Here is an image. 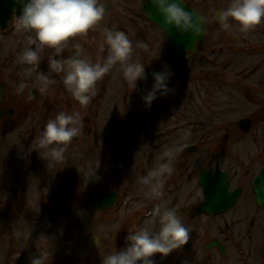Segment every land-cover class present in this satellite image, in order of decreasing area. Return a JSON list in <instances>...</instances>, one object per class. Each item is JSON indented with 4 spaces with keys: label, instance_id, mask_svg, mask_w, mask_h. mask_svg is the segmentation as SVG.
Returning a JSON list of instances; mask_svg holds the SVG:
<instances>
[{
    "label": "rangeland",
    "instance_id": "rangeland-1",
    "mask_svg": "<svg viewBox=\"0 0 264 264\" xmlns=\"http://www.w3.org/2000/svg\"><path fill=\"white\" fill-rule=\"evenodd\" d=\"M184 1L202 12L206 26L196 53L183 62L172 59L166 50L162 31L147 22L140 12L143 0H99L100 3L111 4L110 12L97 28L89 30L77 42L80 45L77 51L82 57L100 60L108 54L106 45L103 49L100 47L104 39L102 30L115 27L128 34L134 44L143 42L149 46L148 50H136L145 63V69L163 72L175 66L168 83L172 91L166 97L158 98L161 104L155 100L150 107H156L151 117L157 116L160 123L150 127L146 121L144 129L141 127L142 118H149L142 114L135 116L134 129L138 127L140 132L133 133V150L128 152L134 153L135 158L127 159L125 155L118 162L121 167H126L119 175L121 179L133 180L139 174H145L148 170L138 169L137 163L154 164L156 155L165 145L179 143L184 148L194 144L196 155L184 153L189 163H210L209 159L205 160L212 155L214 158L224 155L219 165L229 172L231 189L240 186L249 191V178L259 167H264V24L246 33L235 25L225 31L214 17L228 7L230 0ZM15 25L16 20H13L7 30L0 32V63L5 64L11 77L19 82L18 73L22 66L17 64L16 57L29 45L28 36L17 32ZM158 48L161 49L159 56L152 60V51ZM67 53L70 54L69 51ZM44 60H47L46 55ZM157 65L159 67L155 68ZM50 75L57 83L48 89H43L36 82L35 74L27 81L28 87H35L41 97L20 129L0 136V264H31V260L40 255L46 264H66V261L68 264H80L78 259L83 257L91 264L97 251L107 255L120 241L115 236L118 225L115 216L94 211L87 201L88 193L99 184L94 178L88 180L97 158L93 137L88 138L81 131L83 136L68 146L64 161L55 166L48 165L36 152L35 158L50 170L44 188L30 172L28 149L47 121L61 111L79 112L81 129H84V117L95 116V121L98 119L101 124H108L118 115L116 121L123 122L127 111L138 104L137 95L116 67L97 83V94L91 102L81 107L66 91L61 77ZM200 85H205L204 92L209 89L215 92L220 88L221 94L217 93L213 101L207 99L202 93L203 88L195 91L194 88H201ZM222 94L229 95L225 105L215 101V97ZM176 103H180L181 108ZM209 103L214 104L207 105ZM191 107L202 110L207 119L196 117L192 111L184 113ZM189 115L193 116L187 117ZM244 118L252 122L248 134L237 128V121ZM111 122L105 127V138L109 142L112 141L107 135ZM148 126L152 129L148 130ZM149 138L154 139L153 143H149ZM145 145L149 148L136 156ZM108 163L109 159L102 158V169H107ZM102 186L109 188L111 181L103 180ZM142 191L139 195L143 194ZM41 196L46 199L44 219H40L39 214ZM249 196L241 198L236 209L223 217L231 220L230 226H238L233 223H238L237 219L243 215L239 212L249 205ZM212 223L215 224V220ZM91 238H98L100 244L90 246Z\"/></svg>",
    "mask_w": 264,
    "mask_h": 264
},
{
    "label": "clouds",
    "instance_id": "clouds-1",
    "mask_svg": "<svg viewBox=\"0 0 264 264\" xmlns=\"http://www.w3.org/2000/svg\"><path fill=\"white\" fill-rule=\"evenodd\" d=\"M156 13L162 18L163 31L175 29L180 35L191 33L194 37L203 34L205 17L186 11L184 0H148ZM13 11L19 7L16 18V31L28 36V45L16 57L22 66L16 88L21 94L28 87L27 81L35 74L36 82L48 89L57 81L50 74H57L66 91L81 107H86L97 94V83L118 67L132 90L137 82L145 80V63L136 50H148L143 42L133 43L123 31L103 28V43L107 46V56L93 61L82 57L72 48H80L74 38L81 37L89 30L97 28L105 19L106 6L99 0H12ZM215 20L221 29L229 31L238 26L241 32L254 30L264 24V0H230L228 7L215 14ZM203 26V28H202ZM71 46V47H70ZM66 51L71 52L64 55ZM161 49L152 51V60L158 58ZM47 56V71H39ZM171 72L153 74L154 83L143 97L145 107L150 108L158 98L166 97L172 90L168 87ZM81 133L79 112H59L45 124L40 134L33 140L28 152H37L48 165L64 161L68 146ZM149 146H143L136 156ZM182 144L165 145L155 157V163L145 174L137 177V183L144 189V196L150 201H161L168 178L175 172L177 155ZM98 180L96 169L91 171L89 179ZM191 229L186 227L174 207L164 204L154 206L147 226L128 232L126 246L121 251L105 255L102 264H155L154 257H167L182 248L190 239ZM100 240L95 239L98 246ZM31 264H46L40 255L31 260Z\"/></svg>",
    "mask_w": 264,
    "mask_h": 264
},
{
    "label": "flooded vegetation",
    "instance_id": "flooded-vegetation-1",
    "mask_svg": "<svg viewBox=\"0 0 264 264\" xmlns=\"http://www.w3.org/2000/svg\"><path fill=\"white\" fill-rule=\"evenodd\" d=\"M89 32L90 31H88V33ZM82 37L83 36H81V38ZM74 40L78 42L80 37H76ZM72 51L78 52L76 48H72ZM67 52L68 51L65 52L66 55H68ZM158 67L159 66L157 65L155 68ZM170 68L175 70V66L173 65L170 66ZM38 70L44 72L47 71L46 60L41 63ZM145 70L158 72L149 68ZM215 76L216 75H213L214 78ZM18 83L19 82L11 77L6 65L0 63V136L10 134L20 129L26 122L32 107L39 101L37 100L32 102L27 95L28 89L29 87H33L32 85L26 88L23 93L17 94L16 88ZM152 84L153 82L142 83V92L140 94L135 93L137 95L136 102H138V104H134L132 108L127 111L123 117V122L120 120L116 121L118 119V115L114 117L112 122L110 121L112 127L110 130H108L107 135L110 139H112L111 142H109V139L105 138V127L109 125L110 122L108 124L105 122L101 124L100 120L96 119L95 121V116H93V118L84 117L83 119L84 129L82 128L81 131L85 132V135L88 138L93 137V145L96 148L97 154L94 169H96L97 176L99 177L98 180H95L99 184L94 189H108L117 195L116 205L111 211H99L102 215L108 216L111 214L115 216L117 221L118 225L116 226L117 232L115 236H118L120 241L117 245H114L113 251L117 250L119 252L125 248L127 243L126 236L128 232L148 225V221L152 216L154 206L159 203L168 207H174L182 219V222L186 227L191 229V232L189 242L182 246V248L173 251L165 258H161L159 254H156L153 258L155 264H264V209L257 205L256 196L251 187V182L254 175H252V177H250L248 180L250 185L249 191H245L244 187H236L242 188V199H244L245 195L247 196L250 194L249 205L245 206V208L239 212L243 213V215L241 214L237 219L238 223L234 224L236 226L238 225L237 227L234 228L230 226L232 225L231 220L227 221V218L223 219L224 216L222 215L224 214L218 217H211L198 213V205L204 197L200 187L198 186L199 170L204 169L227 171L221 165H219V162L223 161L222 158L224 155H222L220 158L218 155L216 158H214L215 155H212V157L205 160L207 161L209 159V161H212L210 163H201L200 165L191 164L187 161V158L184 157V153L194 156L197 153V147L194 144H189L188 146L184 147L177 155L174 165V174L168 178L165 183L164 197L161 201H150L145 198L143 187L136 183L137 177L141 174L136 176L133 180L121 179V175L119 174H121L122 170H126V167H121L118 162H120L123 157L125 158V155L127 159L135 158L134 153H128L133 150V133L138 134L140 132L138 127L134 129L135 116L142 114L145 115L146 118H149L147 120L142 118L143 122L141 127H144V123L146 121L151 124L150 127L160 123L158 122L159 119H157V116L154 118L151 117V112L156 107H143L145 104L142 99L144 95H146V92L151 89ZM200 86L201 88L196 86L194 88L195 91H201L200 89H202L205 85ZM202 90V93L206 94L207 99H212V101L214 100V96L217 93L221 94L220 88L215 92L211 91V89L206 92H204V88ZM226 97H229V95H217L215 97V101L219 100L220 103L225 105ZM158 98L156 100L159 101ZM197 98H199V96H197ZM158 101L157 104H161V101ZM200 103L205 105L201 101ZM210 104L212 103L207 105ZM175 105L181 108L180 103H176ZM68 106H70V103H68ZM156 106H158L159 109L163 108L162 105ZM34 111L38 112V110L35 108ZM182 112L183 111L180 113ZM186 112L196 114L195 116L198 118H203V116L205 117L202 110L198 111V108L196 107H191L190 110H184V113ZM190 116L193 115H189L187 117ZM150 119H152V122L149 121ZM182 119L183 118H181L179 122ZM115 122H117L116 126H114ZM205 123L207 124V122ZM150 127L148 126V130L152 129ZM237 128L241 133H243L238 126ZM144 129H146V127H144ZM186 131L188 132L189 129ZM145 132H147V130ZM82 136L83 135L80 133L78 137L73 139V142H78ZM117 137H121L120 140ZM149 141V143H153L154 139L149 138ZM35 154V151L30 153L29 169L31 174L40 180V184L44 188L47 186V172L50 170L47 169L45 164L39 163V161L35 158ZM102 158L109 159L107 169H102ZM188 159L190 160V157H188ZM150 160H152V158ZM153 166V163L148 165H145L144 163H137L138 169L142 167L146 170H149ZM117 170L119 171L117 172ZM84 176L86 177L85 174ZM106 179L111 181V186L109 188L102 186L103 180ZM88 180H90L89 177ZM141 190H143V194L139 195ZM199 194L201 196L200 199H198ZM41 199L42 204L39 214L40 219H44V214L46 213V199L44 196H41ZM48 214L49 213L46 215ZM135 217H137L136 220ZM214 220L216 222L215 224L212 223ZM230 250H232V254H230ZM104 256L105 254L103 251H97L92 261L95 262V264H102V259ZM78 262L80 264H88L84 257L78 259ZM68 263L69 262L66 261V264Z\"/></svg>",
    "mask_w": 264,
    "mask_h": 264
},
{
    "label": "water",
    "instance_id": "water-1",
    "mask_svg": "<svg viewBox=\"0 0 264 264\" xmlns=\"http://www.w3.org/2000/svg\"><path fill=\"white\" fill-rule=\"evenodd\" d=\"M14 7L12 0H0V30L5 29L7 22L11 18ZM184 7L186 11L192 12L194 15L198 13L187 5H184ZM140 10L149 22L154 23L163 30L164 25L162 18L156 13L148 0H144ZM107 11L108 9H106V12ZM15 14L17 16L19 15V7H17ZM198 14L201 15L200 13ZM164 36L168 51L176 60H183L189 53H194V46L202 39L203 34L199 37H194L191 33L180 35L175 29H170L167 30L166 33L164 32ZM135 90L139 91L140 87H136ZM29 96L31 100L34 101L37 98V92L32 89L29 91ZM241 123L244 130L247 131L249 129V121H242ZM261 174L262 177H258L254 180L253 187L257 193L258 204L264 206V183L260 184L259 182L260 178L264 179V171ZM199 176V183L204 188L206 194V198L200 205L199 211L202 210L201 207H203L204 212L208 214H217L234 204L239 191L233 193L228 192L226 173L220 171H202ZM89 201L95 209L108 210L115 204L116 196L114 193L107 190H95L90 193Z\"/></svg>",
    "mask_w": 264,
    "mask_h": 264
}]
</instances>
